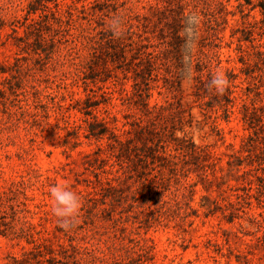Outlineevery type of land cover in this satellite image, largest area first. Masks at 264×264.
<instances>
[{
	"label": "rangeland",
	"instance_id": "374dc122",
	"mask_svg": "<svg viewBox=\"0 0 264 264\" xmlns=\"http://www.w3.org/2000/svg\"><path fill=\"white\" fill-rule=\"evenodd\" d=\"M29 1L0 0V264L9 262L10 257H20L32 247L28 237L18 235L21 227L34 239H46L45 244L50 248L57 249L59 243H67L66 238L55 230L58 224L51 212L53 201L49 195L52 185L65 184L78 194L92 192L99 188V183L104 185L112 178L118 169L116 165L110 167L111 161H106L99 169L93 160L92 153L97 146L105 144L104 139H86L83 129L76 134L71 131L73 125H84L81 121L84 116L73 108L75 101L91 94L90 89L96 94L111 92L110 103L100 104L94 113L100 118L107 117L105 110L114 114L119 120L118 126L125 121V114L135 112L120 105L117 99L123 90H131L130 73L126 77L119 71L111 74L98 65L95 83L88 80V86L84 87L78 75L80 64L88 56L86 49L73 48L71 42L59 39L60 35L51 43L54 25L51 30L44 31L39 45L35 37H26L23 15ZM60 1L61 12L66 9L64 4L72 5L74 16L70 32L74 34L81 28L99 30V21L107 27L112 19L121 20L119 16L128 19L134 13L150 14L147 3L155 2L112 0L114 5L106 7L103 5L105 0ZM243 2L224 0L227 10L234 15L227 14L226 22L220 27L218 40L214 42L218 46L204 49L212 57L209 69L213 73L220 71L226 76L231 71L235 75L233 95L236 100L228 119L222 117L220 110L202 109L191 96L195 72L190 56L199 48L197 40L186 42L182 38L177 50L164 54L157 80L149 90L150 105H164L177 95L183 107L188 108L184 117L187 121L190 114L191 120L185 122L182 131L194 144L207 145L211 155L218 158L214 159L213 173H208L209 183L202 182L195 173L183 176L167 169L148 173L145 182L151 187L149 192L141 186L136 174L131 178L123 177L119 183L112 181L115 186L119 184V190L108 193L109 197L96 203L93 212L97 217L85 222L78 218L76 224L98 227L93 242L107 256L112 244L122 249L128 239H134L151 247L150 262L145 264H264V242L257 240L264 228H256L251 221V217H258L257 214L264 210V203L257 200L258 182L254 178L258 174L254 154H259L260 149L256 148L249 158L242 160V177L240 171L228 168L225 156L240 149L247 136L252 134L241 121L240 97L242 105L249 109L263 107L264 112V97L258 98L254 93L255 84H260L258 72L253 70L245 75V65L238 58L240 45L249 54L243 58L244 62L252 65L251 46L261 45L264 51V33L255 28L251 43L237 41L242 36V23L258 22L262 16L258 8H254L248 12V17L242 18L236 7ZM81 6L85 8V19L79 18ZM31 17L36 18L35 15ZM180 34L185 37L183 31ZM36 47L43 49L46 56L40 49L34 51ZM177 64V74L173 77L176 78L174 85L178 83L179 89L174 91L163 77L168 78L171 74L165 73L166 67L172 72ZM107 67L111 68L110 63ZM260 90H264V85ZM170 122V118H166L169 131L180 137L177 123L172 129ZM166 153L173 154L171 145ZM88 154L90 156H86ZM246 154L242 149V156ZM99 157L105 158L104 152ZM243 171H249V174L245 175ZM93 172L99 175L96 177ZM188 185H192L190 191L185 188ZM138 192H144V195L139 197ZM133 194L138 197L136 202L131 199ZM149 210H153V217L142 216V211L147 213ZM207 210L213 213L205 217ZM231 212L234 217L229 222ZM120 253L123 254V250Z\"/></svg>",
	"mask_w": 264,
	"mask_h": 264
},
{
	"label": "trees",
	"instance_id": "16d2710c",
	"mask_svg": "<svg viewBox=\"0 0 264 264\" xmlns=\"http://www.w3.org/2000/svg\"><path fill=\"white\" fill-rule=\"evenodd\" d=\"M110 1L112 0H105L103 5L106 7L114 5ZM243 1L236 7L242 18L248 17V12L254 8H258L262 16L258 22L246 21L242 23L243 26L240 30L242 36L237 41L243 40L251 43L255 28L261 29L264 33V0H256L255 3L251 0ZM60 6H63L60 0H30L23 15L26 37H35V42L39 45L43 39L44 31L51 30L54 25L55 28L49 39L51 43L60 35L59 39L61 37V39H65L64 41L71 42L74 45L73 48L80 46L86 49L88 56L85 62L80 64L78 75L84 87L88 86V80L95 83V71L98 65L103 66L102 68L106 72L119 71L124 77L130 73L133 80L131 90H123L117 99L120 105L134 109L135 112L125 114L123 116L125 121L121 122L120 126L117 125L119 120L114 114L105 110L107 117L100 118L94 113L100 104L110 103L112 93L109 91H101L96 94L94 90L90 89L91 94L86 95L83 100H76L75 106H73L84 116L81 120L84 123L83 126H71L73 134H76L79 129H83L84 138L97 141L105 140V144L97 146L92 153L97 167L101 169V165L106 161H111L110 167L115 165L118 167L113 172L115 174L112 178L106 180L104 185L99 183L98 189H94L92 192H79L82 200L79 214L81 221L85 222L89 218L97 217V213L93 212L96 203L109 197L108 193L117 192L119 184L115 186L112 181L119 183L125 176L131 178L136 174L137 180L141 181L142 187L147 188V192L151 190V187L149 183L145 182L146 176L155 169H167L170 173H181L183 176L195 173L202 182L209 183L208 173H213L214 159L218 158L211 155L207 145L194 144L191 138L182 131L185 122L190 123L191 116L188 114L189 119L186 121L184 114L188 108L183 107L181 98L173 95L172 101H166L164 105H150L148 99L151 96L149 93L151 84L157 80L161 58L165 56V53L178 49V43L182 38H185L180 34L184 28L185 17L195 11L200 18L194 39L197 40L199 48L190 56V64L195 72L191 96L194 102H199L198 105L202 109L220 110L222 117L225 120L228 119L236 100L233 95V89L236 87L233 82L235 75L229 71L226 74L228 87L223 94H216L208 86L209 80L215 74L209 69L212 57L204 51L205 48L218 46L214 42L218 40L217 33L220 27L226 22L227 14L234 15L227 10L224 0H155L153 4L147 3L150 14L134 13L128 19L119 16L120 24L123 27L119 37H114L109 26L105 27L104 22L100 21L97 23V27H100L99 30L81 28L77 34L71 33L70 23L74 16L71 12L72 5L64 4L66 9L63 12H61ZM245 9H248L247 13H244ZM78 12L81 15L79 18L85 19L84 6H81ZM31 15H35L36 18H32ZM12 31L16 33L15 28H12ZM17 40L22 41L21 37H18ZM261 47V45L251 46V55L254 57V61L252 65H249L243 60L249 54L240 45L238 46V58L245 65V75L253 70L258 72L257 79L260 84H255L254 87L255 96L258 98L264 97V90H260V87L264 85V51ZM38 49L45 53L39 47H36L34 51ZM44 55L46 56V53ZM212 56L218 57L217 54ZM107 63H110V69L107 67ZM178 66L177 64L172 72H168L166 67L165 73L171 74L168 78L163 77L165 83H168L169 88L174 91L179 89L178 83L177 86L174 85L176 78L173 77L177 74ZM108 75L107 77H110ZM100 81H104V79ZM240 100L241 121L252 130V134L247 136L244 143L240 145V149L225 155L227 157L226 164L228 168L240 171L242 177V170H240L242 160L249 158L251 152L256 148L260 149L259 154H254L257 159V168L255 169L258 171L254 178L258 182L256 189L259 199L257 200L264 203L263 107L249 109L244 104L242 105V97ZM165 113H167L166 116ZM166 118H170L172 129L177 123L181 132L180 137H175L174 132L169 131L165 123ZM169 145H171L173 154L166 153ZM242 149L247 153L245 156H242ZM103 152L105 158L99 157V154ZM102 171L107 173V171ZM93 173L96 177L99 175V173ZM243 174L247 175L249 171H243ZM97 181L99 182V179ZM191 187L192 185H188L185 188L190 191ZM138 195L142 197L144 192H138ZM131 199L136 202L138 197L133 194ZM229 205L231 206V204ZM129 207L131 208L132 205ZM212 213V210H207L204 214L207 217ZM141 214H143L142 216H154L153 210H149L147 213L142 211ZM233 215L232 212L229 213V222L232 221ZM257 216L251 217V221L257 225L256 228H264L261 226L264 224V210ZM113 227L117 228V226ZM97 229V226L79 225L65 231L56 226L55 230L66 238L67 243H59L58 248L53 249L45 244L46 239L43 237L34 239L27 229L21 227L18 235L28 237L32 247L24 251L20 257H10V261L6 264H145L150 262L148 257L151 247L142 245L134 239H128V244L124 245L122 249L112 244L108 247L109 256H107L93 242L98 233ZM120 229L122 230V226ZM13 234L15 235V232ZM257 240L264 242V233L257 237ZM121 250H123V254L120 253Z\"/></svg>",
	"mask_w": 264,
	"mask_h": 264
},
{
	"label": "clouds",
	"instance_id": "9594fccd",
	"mask_svg": "<svg viewBox=\"0 0 264 264\" xmlns=\"http://www.w3.org/2000/svg\"><path fill=\"white\" fill-rule=\"evenodd\" d=\"M200 23L198 13L190 12L184 21L183 32L186 42H191L195 39L196 29ZM109 30L114 37H119L121 34V24L119 19L114 18L109 22ZM208 86L214 90L216 94H223L228 87V80L223 72L217 71L209 80ZM50 198L52 199L51 212L56 218L59 227L65 231L74 228L78 222L82 200L78 193L71 190L65 184L52 185L49 190Z\"/></svg>",
	"mask_w": 264,
	"mask_h": 264
}]
</instances>
